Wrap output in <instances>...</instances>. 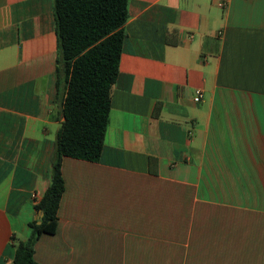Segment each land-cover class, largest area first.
<instances>
[{
  "label": "crops",
  "instance_id": "obj_1",
  "mask_svg": "<svg viewBox=\"0 0 264 264\" xmlns=\"http://www.w3.org/2000/svg\"><path fill=\"white\" fill-rule=\"evenodd\" d=\"M127 12L101 156L63 158L57 231L34 260L264 264V0ZM57 56L53 0H0V264L50 185Z\"/></svg>",
  "mask_w": 264,
  "mask_h": 264
},
{
  "label": "trees",
  "instance_id": "obj_2",
  "mask_svg": "<svg viewBox=\"0 0 264 264\" xmlns=\"http://www.w3.org/2000/svg\"><path fill=\"white\" fill-rule=\"evenodd\" d=\"M127 5L128 0H53L57 100L64 120L56 136L50 185L36 206L39 217L30 223L28 239H12V264H38L35 243L41 235L57 231L65 189L63 158L97 162L101 156L125 38Z\"/></svg>",
  "mask_w": 264,
  "mask_h": 264
},
{
  "label": "built area",
  "instance_id": "obj_3",
  "mask_svg": "<svg viewBox=\"0 0 264 264\" xmlns=\"http://www.w3.org/2000/svg\"><path fill=\"white\" fill-rule=\"evenodd\" d=\"M203 99V93L200 91H197L194 96V102L199 103Z\"/></svg>",
  "mask_w": 264,
  "mask_h": 264
},
{
  "label": "water",
  "instance_id": "obj_4",
  "mask_svg": "<svg viewBox=\"0 0 264 264\" xmlns=\"http://www.w3.org/2000/svg\"><path fill=\"white\" fill-rule=\"evenodd\" d=\"M42 217V215H40V218Z\"/></svg>",
  "mask_w": 264,
  "mask_h": 264
}]
</instances>
